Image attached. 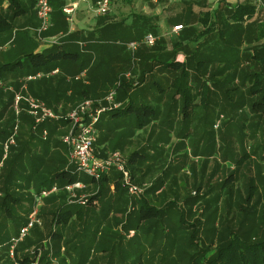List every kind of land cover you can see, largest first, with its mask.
<instances>
[{
    "label": "crops",
    "instance_id": "crops-1",
    "mask_svg": "<svg viewBox=\"0 0 264 264\" xmlns=\"http://www.w3.org/2000/svg\"><path fill=\"white\" fill-rule=\"evenodd\" d=\"M122 1L125 3L131 2L130 0ZM221 1L222 0H160L158 3H152L148 0H134L132 3L139 7L143 14L149 15L150 17L146 18L136 15L137 20H135V22L125 23L110 18L114 17L113 0L111 12L107 16H97L93 11L97 0H51L53 9V28L46 37H60L61 49L71 53H79V56L76 57L74 61H64L60 67L49 72L43 78L32 81L28 80L29 82H27V86L25 87L27 94L29 96L33 95L39 97V99L46 102L45 104L57 106L58 109L56 111L63 114L64 111L62 109L66 106L74 104L72 105L74 107L76 104H79L82 99L100 97L103 94L100 93V91L103 90L106 94L110 87H113L112 90H115L116 86H114L113 79L118 77V72L120 70H123V72L119 76L126 73L132 74L131 71H135V68L139 71L137 69L139 68V63L143 64L146 62L145 59H139L137 56L139 53L135 55V58V56H132L130 50H128V52L127 50L125 51V49L122 50L121 48H117V45L123 44L121 42L136 40L142 36L144 38L149 34L145 32L144 28L142 30L138 27L140 25L139 21H147L150 23L156 20V24H159H157L158 27H151V30H159V34L154 35L158 38V42H160L158 49L152 53L150 52L152 57L156 59L159 57L163 59L167 58L169 62L173 60L184 62L187 60L188 55L184 52L176 53L174 50V44L181 40L183 32L175 33L173 28L182 24L186 30H188L190 26L195 28L196 33L193 32L184 37V47L192 46V44L197 46L198 43L205 42L209 39V36L202 37L201 41L198 43L195 42L196 38H194V36L196 37L198 34V31L203 32L205 30L203 25L199 22V16L201 13H205L208 10L215 11L218 9L219 2ZM224 1L236 4L244 0ZM256 1L257 0H255V2ZM148 3L152 4L151 6H153V9ZM187 4H192L193 15H186L188 14L186 10ZM262 4L263 5H257L256 14L250 22L259 19L260 15L261 19H259V23L264 22V3ZM8 5L7 1L3 4L6 10ZM73 5H75L73 14H66L64 12L65 8ZM22 6L25 9L24 13L11 19L10 22L13 28L11 37L12 48L9 50V57H3L5 61H17L24 56L23 52H34V54L44 53L49 51L52 47H55L47 44L48 40L39 42L37 39L39 20L36 15V6L33 0H31L30 4L27 0H22ZM152 18L153 20H151ZM190 22L192 24L187 26ZM110 25L113 27L114 25L121 26L116 28V31H114L115 29L113 27L104 30ZM117 29H121V32L118 33L119 30L117 31ZM97 31L101 32L98 33ZM4 37H6V35ZM2 39L4 38L1 36L0 40L2 41ZM103 44H108L109 46L103 47ZM125 44L127 43L123 45L128 49ZM121 52H123V54L125 53L127 56L128 54L130 55L128 56V60L132 59V62H128L127 66L124 64L123 58H121ZM203 52L208 54V52ZM130 67L132 69H130ZM211 67L218 68V65L213 64L210 68ZM81 68H83V70ZM80 69L82 72H85L86 75L82 77V80H76L75 78L79 76L77 73ZM179 75V70L168 71L160 69L159 65L155 66L153 73L146 75L145 82L135 90L132 89L129 99L126 97L120 102L118 101L121 106L126 105L127 107L131 104L133 108L129 109L128 107V113L120 112L119 114V112H106L102 114L103 116L97 127L98 142L96 148L103 157H106L113 150H120L128 161L134 158L136 162H132L133 164L130 166L131 169L135 171V180L137 182L143 180L155 182L159 176V190L157 191L156 187L153 186L155 189L151 192L154 193L157 191V194L161 195L162 198L166 195H170L172 199L173 194L177 188L179 189V186H181L180 190L184 191L185 186L190 185L191 182L183 177V174L187 171L192 174L193 168L191 164L195 160V157L192 156L194 149L191 147V139H188L189 137L186 133L190 131L191 134H194V121L188 124L183 120L185 99L181 93H176L174 88L176 83H174L173 80ZM19 77L20 74L17 78H10V82H16ZM196 77L198 76L195 70L189 69V80L185 82L184 88H191L193 95L192 104L200 106L201 97L199 94L202 92L203 85L205 84L204 81L208 82V85L211 83L206 79H203L202 82ZM137 78L138 77L132 78V80L138 81ZM73 80L81 81L83 85H77ZM117 85H119L118 80ZM118 95L119 91L117 92V99ZM148 96L153 98V107L146 105L149 103ZM142 106H149L153 111H146V117H149L147 123L141 116V122L143 123L139 124L141 126L138 127V124L135 122V117L138 114L136 111ZM194 110L197 111H192L193 116L201 113V110L203 114L206 113V109H203L201 106ZM200 129L204 130V127H200ZM193 137L194 136H192V138ZM44 138L46 137L44 136ZM171 159L176 163L178 169L165 176V173L162 174L161 168H164L166 162ZM116 174L117 172H111L107 175L108 182L106 191L101 198L96 200V204L84 207L87 209V213L83 216L84 219L79 221L77 217H73L74 223L78 225H76L74 229H69L68 236H73L74 246L80 245L79 240L84 235L83 233L86 229H89L91 238L94 237L92 234L97 233V236L102 235L100 240L103 239L105 241L106 239L107 241L108 238L105 236L106 233L104 234L105 230L110 231L112 227L116 230L121 228L124 231V225L129 224L130 219L127 214L130 212V198H128L126 193L115 190L114 183ZM81 176L83 179V175ZM81 181L85 183L86 188L80 193H85L91 197L97 194L99 187L97 183H92L91 178L87 176V178ZM145 198L153 204L148 197L145 196ZM166 203L167 202L160 205L159 208H165L164 205ZM168 214H170L169 211ZM162 228H169V225L165 224V226L162 227L158 226L155 232H159V230L163 231ZM172 228L175 230L177 229L174 226H172ZM170 229H167L166 232H170ZM130 231L131 233L133 231L135 232L134 229ZM107 234H113V232ZM129 238L132 239L133 236ZM175 241L176 235H174L172 239L170 238L167 240V238H165V240L161 241V245L162 247H166L169 245V242L174 243ZM124 244L125 243L122 244L123 248ZM52 246L53 242H50L48 247L52 248ZM77 248L80 249L79 247ZM84 250L86 251V248ZM65 251L66 247L62 246L61 253L63 254ZM73 256L77 259V253H73ZM86 256L88 257V252H86L84 256L85 260ZM97 256V259L100 260H96L94 257L92 259L90 258L91 264L100 263L102 260L107 259L105 258V253L102 255L98 254ZM115 256L121 259L123 257L122 251H118ZM160 257H163V254L159 256H157V253L154 254V260L156 262H158ZM57 259L60 260L58 257ZM73 261V257L72 259H68V264H71ZM90 262L84 263L89 264Z\"/></svg>",
    "mask_w": 264,
    "mask_h": 264
},
{
    "label": "trees",
    "instance_id": "trees-1",
    "mask_svg": "<svg viewBox=\"0 0 264 264\" xmlns=\"http://www.w3.org/2000/svg\"><path fill=\"white\" fill-rule=\"evenodd\" d=\"M6 1L9 4L6 10L7 12L3 10V4ZM34 3L36 4V2ZM192 9V4H187V16L193 15ZM256 9L257 4L255 0H244L243 2H239L236 4H231L223 1L220 2L218 9H216L215 11L208 10L205 13H201V15L199 16V22L203 25L205 30L203 32L198 31L195 42L198 43L199 41H201L202 37L205 36H209L210 39L213 37V39H215L216 41L214 42V50L211 53L208 52V54L204 53L202 50L204 49L203 40V42L200 43L202 45L199 44L194 51H189L187 47L183 46V41L185 40L184 37L193 32L196 33V30L195 28H193V26H190V28L186 30V28L182 24L184 32L182 34L181 40L174 44V50L176 53L184 52L188 55L187 60L184 62H180L178 60L169 62L167 58L163 59L159 57L156 59L152 57L151 53L158 49V47L160 46V42H157L153 48H146V46H142L141 48L143 49L140 48L141 50L139 49V52L137 51L136 54L139 53L137 55L139 59H145L146 62L140 64L141 68L139 69V71H137L135 68V71H131V77L122 78L118 75V77H115L113 79L114 86H116V97L117 92L119 91L118 99L116 102L118 103V101L120 102L123 98L126 97L127 99H129L132 89L135 90L136 88L141 86L145 82L146 75H150L151 73H153L154 67L159 65L160 69L162 70L165 69L168 71H180V75L178 77H175L173 82L176 83L174 86L175 92L181 93L185 99L183 109L184 121H187L192 116V111H194V107L196 106L195 104H192L193 95L191 92V88H184L185 82L189 80V69L195 70L198 76L196 78L198 80H201L203 82V79H206L211 83L210 85H208V82L204 81L205 84L203 85L202 92L199 94V96L201 97L200 105L203 109H206L205 103L206 96L208 95L207 89H219L224 92L228 100L232 101L231 96H229V92L239 90L240 88H245L246 91L249 92L250 96L259 97L258 100L252 102V111L257 114L264 115V22H250L256 14ZM24 10L25 9L22 6V0H0V38L1 36L2 38H4L2 39L3 42L0 40V85L4 82V80H6V77H8L9 75H15L14 77H17L21 73L22 75L14 83V87L17 91H19L18 83L20 81V78L26 79L29 76H36L37 74H41L43 77H45V75H47L49 72L60 67V65L63 64L64 61H74L76 60V57L79 56V53L67 52L66 50L61 49L62 46L58 45L52 47L49 51L44 53L34 54V52H23L24 56L19 58L17 61L3 60V57H9V50L12 48L11 37L13 28L10 23L11 19L22 15L24 13ZM190 24L192 23L190 22L189 24H187V26ZM120 26L121 25H114L113 27L110 25L104 30L113 27L115 29L114 31H116V28ZM120 30L121 29H117L118 33L121 32ZM97 32L100 33L101 31ZM5 35L6 37H4ZM210 39H207L205 41V44H211L213 40ZM245 40L254 41L255 43H257V46L252 48L251 56H249V59L252 63L258 65L261 68L260 71H245V73L243 70L240 71L239 69V63L237 64L240 54L239 49L241 48V45L246 42ZM105 46L109 45L103 44V47ZM213 64H217L218 68L211 67L210 69L209 66ZM81 69L83 70V68ZM81 69L79 70L77 75L82 72ZM130 69L132 68L130 67ZM208 73L209 75L206 76ZM133 75L138 77V81L132 80V78H136ZM238 78L241 82L240 87L228 86L231 84V82L235 83ZM249 78L250 80H248ZM117 80L119 81V85H117ZM73 82L77 85H83L81 81L73 80ZM225 85L228 86L227 89H224L223 86ZM4 91L5 90L0 86V97L5 95ZM7 91L8 90L5 91V93L8 94V96L5 98L6 102H15L16 97L18 96L17 93H9ZM24 97L26 96L24 95ZM28 97L30 96L28 95ZM35 98L40 100L38 97ZM19 103L20 108L18 109L27 108V104L25 102L20 101ZM240 103L241 102L233 106L241 108L242 105ZM128 107L129 109L133 108L131 104L127 107L126 105H122L119 109L110 111V113H128ZM147 110L153 111L149 106H142L141 108L137 109L136 112L138 113L137 116L140 119L139 121H141V116H145V118H147ZM2 116V113H0V118ZM19 119L20 122L23 119H29L30 128L27 138H25V129H23L21 130V133L20 131L18 132V134L21 135V140H15V142L17 141V144L15 143L14 145L10 146L7 145L6 151L5 146H0V164L2 163L1 168L7 170V173L0 174V177L9 178L15 175L13 182L10 184L7 183L6 189L4 190L5 196L3 197V201L0 206L1 211L4 209V213H8V217L12 216L11 211L13 210L14 205L18 206L24 199H27L31 203L34 202L35 204L34 197L36 194L40 193L41 189L43 188L51 187L53 185H59L60 187L64 188V186H66L67 184H72L78 180H83L82 176L76 171V166L74 164H71V162L67 161V159L65 158L66 152L64 153V151L62 152L61 149L59 150V147L61 146L60 144L62 142L57 141V138H55L54 134L59 129V124L61 123L60 121H47L34 129L36 123L33 117L26 115V113L24 112H22V114L17 117L15 111H12V115H10L9 118L5 122H3V125L0 127V140L4 141L2 142V144L6 142L7 138L9 139L13 136H15V139L19 138L16 136V131H14L17 120ZM144 120L147 123L148 119ZM44 131H47V136H45L46 138H44L43 136ZM24 140L25 142H23ZM63 149L67 150V145L64 144ZM24 159L27 160L26 162L29 164L28 170L27 168H25L26 164L24 162ZM126 160L133 181L135 184H137V181L135 180V171L134 169H131V166L133 164L132 162H136V160L134 158H131L129 161L126 158ZM237 164L239 165L240 163L238 162ZM91 181L92 183H97L99 190L97 194L92 197L88 195L89 200L86 206L70 204L68 202L67 192L64 190H61L58 194H52L50 197L43 199L42 203L46 202L49 208L53 207L48 210L44 208L45 205H43L44 207L41 205L42 207L40 208V218L42 219L43 214H48L51 216L52 230L50 232V238L53 242V249L55 247L57 254L50 255L52 248H47V252L44 253V255L39 259V264H51V261L54 257H58L62 261V264H68V259H72V257L75 258L73 256V253H77V257H79L80 262H85V253H83L85 252V243H81L79 246H74L73 236H68V234L70 224L74 223L73 217H77L79 221L84 219L83 216H85V214L87 213V209H85L84 207L95 205L96 200L98 198H101V196H103L106 191V185L108 182L107 176H103L98 181L93 179H91ZM31 182H33L37 190H29L30 192L28 193L24 189H28ZM235 182V174L231 173L226 178L223 184V186H225L227 190V193L230 195V198L235 192ZM22 183H24L25 186H23ZM114 185L116 191H122V193H126L128 195V198H130V212L127 214L130 220L128 225H124V230L128 232L127 237L133 236V238H136L137 234L134 233L135 235H131L130 230L135 229V227L141 229L142 223L151 222L150 226L155 225L156 227H158L162 226V224L166 221L174 222V217H169L168 214V211L171 207L170 205H173V202H169V205H167L165 208L160 209L155 205H152L145 198L147 193L146 191L150 192L154 190L155 187H152L151 190H146L144 192L145 195L143 193V195L139 198L131 196L129 195L127 189L124 187L122 182V175L119 173H117L115 176ZM12 186H14L15 188L11 189ZM21 189H23V191H20ZM195 193L197 197L200 191L197 190L195 191ZM204 193V198L208 197V193H205V195ZM255 193V185L250 186L248 196L246 198V205L248 208H240L242 211L249 213V207L250 205H252ZM209 201L212 204H217L219 203V198ZM207 203L209 204L208 201ZM184 213V211H181L177 214L178 217H176L177 223L180 226H182V224L187 225L185 224L186 220L184 219ZM212 213L214 215L216 214L215 211H213ZM13 220L15 221L14 224H16V235L11 238L9 236L7 238H3L5 240L4 241L1 240L0 233V241H4V245H6L7 241V243L9 244V241L11 242L13 238L17 237L20 229L23 226H26L29 222V219L24 220L20 216L18 218L14 217ZM198 222L200 221L198 220ZM188 227L191 228L190 236L188 237L190 245L195 244L196 242L198 243L199 241L202 242L197 237L200 228L199 224L188 223ZM227 228L228 227L224 228L223 232L220 234L218 239V248L215 254L211 256L209 260L206 259V261H204V259L206 258L204 255L206 253V250L204 249L202 250V254H200L201 257L197 256V254L199 253L191 254L186 247L182 248L180 253H183V255L188 257L189 264H264V234L258 242H250L247 232L243 233ZM171 229L172 234L166 236L167 240L170 238L172 239L173 236L177 234V231L175 229ZM39 231L41 232V228L39 226H36L31 232L39 233ZM216 231H218L217 228ZM30 235L23 242L19 243L14 251L15 259H17L16 264H33V261L30 260V256L25 255L24 257L20 258L19 252V247L22 245L26 246V248L30 247L32 243V238ZM155 235L156 234H154V236ZM37 245L40 244L38 243ZM62 246L68 248V250H66V256H63V254L61 253ZM77 247H79L80 249H78ZM37 248L38 246H36L35 252H37ZM49 255L50 257H52L51 260Z\"/></svg>",
    "mask_w": 264,
    "mask_h": 264
},
{
    "label": "rangeland",
    "instance_id": "rangeland-1",
    "mask_svg": "<svg viewBox=\"0 0 264 264\" xmlns=\"http://www.w3.org/2000/svg\"><path fill=\"white\" fill-rule=\"evenodd\" d=\"M29 4L31 3V0H27ZM131 2L125 3L122 0H113L114 6H113V15L114 17H109L111 19H116L118 22H135L137 20L136 15L140 17H150L149 15H145L141 12V9L134 5L132 3L134 0H130ZM222 0L221 2H223ZM35 2V0H33ZM220 3V2H219ZM257 5H263L264 0H257ZM149 6L153 9L152 4L148 3ZM35 5V3H34ZM136 6V7H135ZM156 8V7H155ZM3 10L6 11L4 8ZM4 12V14H5ZM261 15L259 16V19ZM108 19V18H107ZM259 19L256 20V22H259ZM153 20V18L151 19ZM156 20L150 23L147 21H139L140 25L138 26L140 29L145 30L146 33L151 34H159V30L154 31L151 30V27L155 26L158 27L156 24ZM159 25V24H158ZM172 25V24H171ZM184 32V30H182ZM181 32V33H182ZM180 33V34H181ZM194 38H196L194 36ZM143 39V36L136 39V40H128L121 43H127L125 45H128L131 42L134 41H140ZM210 39V38H209ZM213 40L211 44L207 43L208 45H205V42L203 44V51L205 52H212L214 50V42L215 39L213 37L210 39ZM40 42L41 40L38 39ZM244 42L241 45V48L239 49L240 54L238 57L239 63V69L240 71H260L261 68L252 63L249 59V56H251L252 48L257 46V43L254 41H247ZM1 42V41H0ZM3 42V40H2ZM159 43V42H158ZM117 45V48H121L122 50L126 49V46L124 45ZM199 43L197 44V46ZM202 45V44H200ZM51 46V45H50ZM197 46L192 44V46H187L189 51L194 50ZM153 48V47H149ZM124 52V51H123ZM123 52H121V58H123L124 64L127 66L128 62H132V59L128 60V56H130L128 53V56ZM129 52V51H128ZM135 54H132V56H135ZM130 58V57H129ZM215 65V64H214ZM137 68L138 70L141 68L140 63L138 64ZM210 67V66H209ZM211 69V68H210ZM123 72V70H120L118 72V75H120ZM246 73V72H245ZM22 74L20 73V76ZM128 73L122 75L121 77H127ZM209 73L206 75L208 76ZM120 77V78H121ZM10 78L14 79L17 77H14V75H9L6 77V80L0 85L5 91L7 92H15L18 96H22L23 98H27L28 94L25 89L27 86L25 82H28V79L20 78V81L18 83L19 91H17L14 87V81L10 82ZM250 80V78L248 79ZM229 87H240L241 82L238 78L235 83L231 82ZM228 86H223L224 89H227ZM214 87V86H213ZM113 87L109 88V91L105 94L103 90H99L100 93H103L100 97H90L82 99L81 103L84 102L86 99L91 100H104L106 96L112 91ZM115 89V88H114ZM16 90V91H15ZM211 90V91H210ZM2 97H0V113H2V117L0 118V127L3 125V122H5L10 115H12V111H15L17 117L22 114V112L26 113V115L33 117L30 114V108L29 104L26 103V100L22 99L21 102H25L27 108H20V103L15 102H6L5 98L8 96L7 93H5ZM206 96V113L203 114L202 110L201 113H198L196 115H192L186 123L191 124L192 121H194V134H191L190 131L186 132L188 135V139H191V147L194 149V152L192 156L195 157V160L192 162V174H190L188 171L184 172L183 177L187 178L191 183L190 185H186L184 188V191L177 188L175 193L173 194V199L170 195H166L164 198L161 197V195L157 194V191L159 190V176L157 177V180L154 181H141L137 182V184L143 188L144 192L146 190H151L153 186L156 187L157 191L149 192L146 191V197L149 198V200L153 203L152 205H155L159 208L160 205H163L165 202H167L164 207L169 205V202H173V205H170L169 209V217H174V222H164L162 226H165V224L169 225V228L163 229V231H160L155 233L156 226H150V223H142L141 229H138L135 227L136 232H132L133 234L136 233L137 237L130 239L127 237L128 232L123 231V229L116 230L115 228L111 227V230H105L104 234L106 236L107 241L102 239L100 240V236H97V233L92 234L94 235L93 238H91V234L89 233V229H86L83 233L84 235L79 240L80 244L85 243V254L88 252V257L86 256L85 262H90L91 259L94 257L96 260L98 258V254H104L105 258L100 263L95 264H189L188 257L183 255L181 252V249L186 247L191 254H197V256H200L202 254V250H206L205 252V259H210L211 256H213L218 248V239L220 234L223 232L224 228L228 227L227 229H233L238 232H247L249 235L250 242H258L264 234V115L257 114L252 111V102L258 100V96H250L249 92L246 91L245 88H240L236 91H230L229 96H231V100L227 99V96L224 94L221 90H214L213 88L207 89ZM24 95L26 97H24ZM245 95V97H244ZM1 96V95H0ZM30 98H35V96L31 95ZM39 98V97H38ZM149 103L146 105H150L153 107V98L151 96H148ZM41 100V99H40ZM117 101V98H116ZM44 102V101H43ZM239 102L242 105V107H237L233 105H237ZM46 103V102H44ZM76 104V106H72L74 104H71L69 106L64 107L62 109L64 111L63 114L57 112L58 109L55 105L46 104L48 108L53 110L55 113H57L59 116H61V119L59 120H52V121H60L59 129L54 134L55 138H57V141L62 142L59 147V150L61 149L62 152L65 153V158L67 161H70L69 158V150L63 149L64 146V136L66 135L68 129H69V121L67 119V116L69 113H71L73 110L76 109V107L79 105ZM201 106V105H200ZM199 105H196L194 108L200 107ZM238 108V109H237ZM198 110V109H197ZM197 110H194L197 111ZM149 118V117H148ZM145 118V116L142 117V119H148ZM35 120V118L33 117ZM139 117H135V122L138 124L143 123L139 121ZM68 121V122H67ZM65 122V124H64ZM29 119H23L20 122V119L17 120L16 126L14 131L17 133V139H15V136L11 138H7L6 142L2 144L0 140V146H6L17 144V141L15 140L20 139L21 135L18 134V132L25 129V138H27L28 132H29ZM63 124V125H62ZM200 127H204L203 129H200ZM182 131V130H181ZM190 135V136H189ZM192 136H194L192 138ZM14 141V144L11 142ZM25 142V140L23 141ZM98 142V137H97ZM96 142V147H97ZM64 143V144H63ZM66 145V144H65ZM111 151V150H110ZM109 151V152H110ZM121 152L120 150H113L111 152ZM158 153L159 150L157 149ZM101 158L103 156L101 153H98ZM124 155V154H123ZM125 157V156H124ZM27 160L24 159L25 162V168L28 170L29 164L26 162ZM240 163L239 165L237 163ZM2 163L0 164V174H6L7 170L2 169ZM164 169V170H162ZM178 167L176 166V163L171 159L170 161H167L164 168H161L162 174L165 173V176L171 174L175 170H177ZM234 173L236 177V182L234 183V190L233 196L230 198V195L227 193V190L225 186H223L224 181L226 178L231 174ZM27 174V173H26ZM15 178V175L9 178L6 177H0V206L3 201V197L5 196V189L7 186V183H12L13 179ZM87 178V176L83 175V180ZM89 178V177H88ZM161 180V179H160ZM154 184V185H153ZM13 185V184H11ZM9 185V186H11ZM23 186H25L24 183H22ZM255 185L256 193L254 195V200L252 202V205L249 207V213H246L242 211L240 208H248L246 205V198L248 196V191L250 186ZM15 187L12 186L11 189H14ZM28 193L32 190H37L33 182L30 183V187L28 189H24ZM30 190V191H29ZM199 190L200 193L196 197L195 191ZM20 191H23L21 189ZM208 193V197L204 198L203 193ZM204 193V195H205ZM19 194V193H18ZM145 195V193H144ZM149 195V196H148ZM203 196V197H202ZM26 197V196H25ZM175 197V198H174ZM216 198H219V203H211L209 200H215ZM172 199V200H171ZM209 202V204L207 203ZM176 204H175V203ZM34 202H30L27 199H24L21 204L14 205L13 210L11 211L12 216L8 217V213H4V209L1 211L0 209V233H1V240H4L3 238H7L8 236L11 238L15 236L16 231V224H14V217H21L24 220H28L30 216V212ZM42 206L45 205L44 208L50 210L53 207H48L46 202H43L41 204ZM49 205V204H48ZM41 206V207H42ZM181 211H184V219L186 220L185 224L187 225H178L176 217H178V213ZM215 211L216 214L214 215L212 212ZM48 212V211H47ZM14 214V215H13ZM213 214V215H212ZM125 218V216H124ZM43 224L41 228V232L34 233L31 232V242L34 243L30 245V247H27L22 245L19 247L20 252V258L24 257L25 255L30 256V260L33 261V264H39V259L44 255V253L47 252V248L50 247L49 244L47 245V248H45V243L47 244L50 239V232L52 230L51 225V216L48 214H43L42 216ZM164 219V218H163ZM121 220V219H120ZM166 220V219H165ZM198 220L200 222H198ZM157 221V220H156ZM159 222V219H158ZM188 223L199 224V233L197 234V237L202 242H196L195 244H191L188 241V237L190 236L191 228L188 227ZM77 223H71L70 229L76 228ZM161 226V227H162ZM170 226H174L177 231L176 234V241L174 243L169 242L166 247H162L161 241L165 240L166 236L171 233ZM179 226V227H178ZM216 228L218 231H216ZM167 229H170V232H166ZM109 232H113V234H107ZM103 234V235H104ZM154 234H156L154 236ZM242 234V233H241ZM78 236V235H77ZM99 238V240H98ZM154 238V239H153ZM5 241V240H4ZM4 241H0V264H16L17 259H15V256H11L9 250H10V241L9 244L6 242V245H4ZM52 242V241H51ZM4 243V244H3ZM40 245H37V244ZM124 244V248L122 247V244ZM128 243V244H127ZM176 244V245H174ZM126 245V247H125ZM36 246H38L37 249L41 248L42 252L39 255V251H36ZM40 246V247H39ZM84 248V249H85ZM70 249V248H69ZM68 250V248H66ZM95 251V254H94ZM118 251H122V258H117L115 255H117ZM66 254V251L64 252ZM63 253V255H65ZM157 253V256L160 254H163V257H160L158 262L154 260V254ZM56 250L53 246L51 249L50 255H55ZM49 255V257H50ZM104 257V255H103ZM91 258V259H90ZM52 257H50V260ZM105 262V263H104ZM51 264H62L61 260H58L57 257L53 258V263L51 261ZM71 264H86L83 261H79V257L77 259L74 258V261L71 262ZM91 264V262L89 263Z\"/></svg>",
    "mask_w": 264,
    "mask_h": 264
},
{
    "label": "built area",
    "instance_id": "built-area-1",
    "mask_svg": "<svg viewBox=\"0 0 264 264\" xmlns=\"http://www.w3.org/2000/svg\"><path fill=\"white\" fill-rule=\"evenodd\" d=\"M86 1V0H81ZM152 3H158L160 0H148ZM36 2V15L39 20V27L37 28V39L44 42L48 40L47 44L51 46H58L61 43L60 37H46L47 34L53 28L52 15L53 9L50 0H35ZM112 0H97L93 11L97 16H107L111 12ZM75 10V5L68 6L64 12L68 15H72ZM183 30L182 25L175 26L173 31L179 33ZM158 42V38L153 34L146 35L140 41H134L127 45L131 54H135L142 46L154 47ZM86 75L82 72L77 76L76 80H82V77ZM127 78L131 77V74L126 75ZM41 74L28 77L29 81L42 78ZM116 91L112 90L104 100H91L86 99L83 103L79 104L75 110L68 114L67 119L69 121V129L64 136V143L69 150V158L71 164L76 166V171L80 175H86L93 180H100L103 176L109 175L111 172H117L122 175V182L127 189L129 195L134 197H141L144 193L143 188L135 184L128 169L127 160L120 152H110L106 157L101 158L96 148V142L98 137V124L100 122L102 114L110 111H114L120 108L115 100ZM22 99L26 100L29 104L30 114L35 118L36 129L41 124L59 120L61 116L48 108L43 101L36 98H23L22 96L16 97V102L19 103ZM27 104V105H28ZM44 136H47V131H44ZM14 144V141L11 142ZM86 188L85 183L78 180L72 184H67L64 188L59 185H53L41 189L40 193L35 195V205L30 213L29 222L26 226H23L17 237L13 238L10 242V254L14 256V251L18 244L23 242L36 227H41L43 224L40 218V208L43 199L50 197L52 194H58L61 190L67 192L68 202L70 204H78L86 206L89 197L85 193H80ZM133 233H131L132 235ZM51 239L48 243H45V248L50 245ZM39 255L42 249H37ZM53 263V260H52Z\"/></svg>",
    "mask_w": 264,
    "mask_h": 264
}]
</instances>
